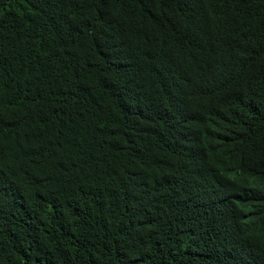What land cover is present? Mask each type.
<instances>
[{"label":"trees","instance_id":"16d2710c","mask_svg":"<svg viewBox=\"0 0 264 264\" xmlns=\"http://www.w3.org/2000/svg\"><path fill=\"white\" fill-rule=\"evenodd\" d=\"M0 264H264V0H0Z\"/></svg>","mask_w":264,"mask_h":264}]
</instances>
